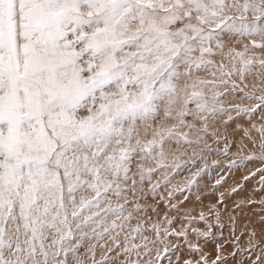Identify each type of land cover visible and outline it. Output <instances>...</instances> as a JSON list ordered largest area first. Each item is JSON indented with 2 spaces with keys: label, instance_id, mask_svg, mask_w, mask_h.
I'll use <instances>...</instances> for the list:
<instances>
[{
  "label": "snow or ice",
  "instance_id": "snow-or-ice-1",
  "mask_svg": "<svg viewBox=\"0 0 264 264\" xmlns=\"http://www.w3.org/2000/svg\"><path fill=\"white\" fill-rule=\"evenodd\" d=\"M224 32L259 37L252 47L264 48V0H0V264H113L91 243L121 247L112 232L124 225L106 218L131 213L113 196L126 204L167 168L169 142L211 151L209 117L264 116V58L245 45L217 63ZM250 76L260 95L247 91ZM237 92L258 103L225 107L221 98ZM188 116L204 121L195 139ZM261 133L260 154L246 159L264 160ZM160 183L170 181L152 193ZM143 233L132 228L122 251L140 255V239L148 254Z\"/></svg>",
  "mask_w": 264,
  "mask_h": 264
},
{
  "label": "rangeland",
  "instance_id": "rangeland-1",
  "mask_svg": "<svg viewBox=\"0 0 264 264\" xmlns=\"http://www.w3.org/2000/svg\"><path fill=\"white\" fill-rule=\"evenodd\" d=\"M217 39L224 45L222 52L218 51L211 57L217 63L221 62L222 56L230 49L243 51L245 45L249 48L246 55L253 59L264 58V48H253L251 44L252 39L259 42V37L224 32ZM197 75L211 79L203 71ZM246 82L249 84L247 91L261 94L259 87L252 88L253 84L261 83L259 80L250 76ZM242 96V93L237 92L221 99L225 107L235 104L251 107L258 103L242 99ZM228 115L233 119L228 120ZM185 120L195 125L194 129H185L195 139L193 133L202 127L204 121L191 116L185 117ZM165 123L170 126L175 121L169 118ZM207 124V132L202 133V136L211 151L204 149L203 143L193 147L185 144L177 151L174 142H169L172 152L165 161L167 168L153 173L151 183L145 180L138 185L135 195L128 193L129 200L126 204L123 200L112 197L113 206L124 204L125 215L131 213V218H106L109 224L116 220L117 224L124 225L112 232L121 247L113 245L110 239L91 241L97 243V260L107 253L116 258L113 264H121L125 260L140 261V264H146L149 260L152 264H264V160L246 159L258 156L261 152L264 116L260 109L252 114L241 113L239 116L232 110L209 117ZM138 162H134L133 172L138 171L135 167ZM144 163L146 167H155L154 162ZM176 164L180 167L173 170ZM165 176L170 183H160L156 193H152L153 184L163 181ZM189 181H192L190 185ZM137 204L140 205L139 208L135 206ZM141 224L143 234L148 237L146 243L150 251L145 254V242L137 239L135 242L142 245L138 250L140 255L136 254V250L124 253L122 246L125 235ZM153 224L160 225L159 236L152 229ZM165 227L169 228V234L163 231ZM180 231L185 235L176 234ZM100 244H105V247H100ZM108 246L113 251L108 252ZM80 253H85L84 248L80 249ZM86 264H91V261L88 260Z\"/></svg>",
  "mask_w": 264,
  "mask_h": 264
}]
</instances>
